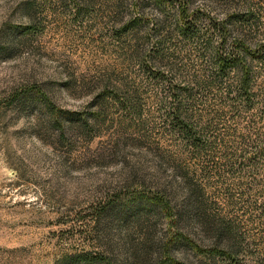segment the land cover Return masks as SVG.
Here are the masks:
<instances>
[{
  "label": "trees",
  "instance_id": "trees-1",
  "mask_svg": "<svg viewBox=\"0 0 264 264\" xmlns=\"http://www.w3.org/2000/svg\"><path fill=\"white\" fill-rule=\"evenodd\" d=\"M67 1L80 4L77 17L91 5L43 2ZM198 1L92 0L93 19L113 20L106 49L114 56L92 79V133L103 125L110 103L118 102L108 153L123 166L122 186H134L129 199L116 191L97 204V226L101 216L108 228L132 215L139 223L150 213L167 225L158 239L147 232L145 257L139 262L135 252L134 264H147L156 244V264H187L170 254L176 248L217 264L218 258H248L252 242L264 243V31L255 21L264 20V0ZM37 3L24 0L30 17ZM38 91L63 129L62 111ZM148 102L156 105L154 112L145 109ZM151 116L160 122L155 127L145 119ZM221 191L222 209L216 200ZM239 201L262 236L244 235L242 221L231 213ZM100 246L95 253H70L61 264H116L110 242ZM256 258L255 264H264L263 256Z\"/></svg>",
  "mask_w": 264,
  "mask_h": 264
},
{
  "label": "rangeland",
  "instance_id": "rangeland-1",
  "mask_svg": "<svg viewBox=\"0 0 264 264\" xmlns=\"http://www.w3.org/2000/svg\"><path fill=\"white\" fill-rule=\"evenodd\" d=\"M43 1L30 17L24 0H0V264H61L70 253H95L101 240L114 248L116 264H134L135 252L141 262L145 235L161 237L164 218L150 213L138 223L132 215L108 228L102 216L99 226L96 222L100 201L116 191L129 199L134 187L122 186L123 166L108 153V126L119 117L118 102L110 103L103 125L92 133V79L112 64L106 40L113 20L93 19L92 0L79 17L74 16L81 7L77 2ZM153 9L149 12L159 16ZM255 21L264 31V20ZM28 26L30 31L22 33ZM39 88L62 111L63 129L42 103ZM155 108L150 102L145 106L149 112ZM145 119L149 126L160 123L157 117ZM221 195L212 196L222 209ZM244 206L239 201L231 213L253 240L263 232L248 223ZM249 249L248 258H218L217 264H255L256 257H264V243L252 242ZM151 250L147 264H156L161 249L156 244ZM170 254L187 264L210 263L189 248Z\"/></svg>",
  "mask_w": 264,
  "mask_h": 264
}]
</instances>
